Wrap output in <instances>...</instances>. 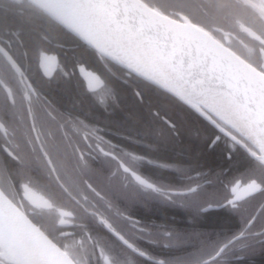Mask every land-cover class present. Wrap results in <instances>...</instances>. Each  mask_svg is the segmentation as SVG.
Returning <instances> with one entry per match:
<instances>
[{
    "label": "flooded vegetation",
    "instance_id": "af4514ba",
    "mask_svg": "<svg viewBox=\"0 0 264 264\" xmlns=\"http://www.w3.org/2000/svg\"><path fill=\"white\" fill-rule=\"evenodd\" d=\"M142 1L162 11L161 5L167 8L166 13L189 22H192L189 16L195 15L200 21L207 22L208 30L230 48L235 46L241 47L246 52L252 51L251 44L241 36L239 37L236 32H241L245 37H251L261 48H264V45L260 43L264 40L251 29L255 27L262 30L264 28L263 19L258 13L261 8L259 0ZM6 3L15 5L25 12H41L62 27L58 19L48 10L50 15L32 4L30 0H0V5ZM223 32H229L234 37L223 34ZM9 43H11V48H9ZM0 47H4L15 56L24 73L23 77L16 74L7 61L0 56V163L6 169V173L0 176V190L3 194L53 243L66 251L75 264H103L100 258L101 252L108 257L109 264H154L128 249L106 231L92 215L93 212L104 215L108 219V212H111L110 221L114 226L126 239L150 256L156 253L166 254L169 250L179 254L187 252L190 248L197 251L200 245V233H192L191 244L185 243L183 229L180 225L172 224L179 222L173 217L172 212L182 213L186 216V223H194L195 220H199L200 213H206L200 210L202 207L210 203L214 204L226 194L224 185L232 181L233 176H247L249 172L224 171L223 174L227 175L226 180L219 179L217 183V180L212 178L213 172L211 171L183 169L171 166L172 164L167 161L156 159L152 154L154 148L151 145L141 143L134 137L121 135L119 131L111 129L109 123L82 112L77 113L65 105L58 104L48 95V92L54 91L52 80L61 68H65L69 75H75L80 80L78 72L72 74L77 65L74 70L68 65H62L56 48H43L58 56L60 64L59 66L54 65L52 79L47 80L41 75L36 61L33 65L29 56H24L26 50L17 31L8 33L6 30H0ZM89 70L97 73L93 69ZM99 76L103 78L100 74ZM29 83L32 88L28 87ZM105 90L110 89L105 87ZM83 92L85 97L98 107L107 106L106 104L101 105L93 96L86 93L84 87ZM111 96L112 91L110 90L106 102L112 100ZM49 111H53L58 119L53 120L48 115ZM61 113L63 116L60 115ZM69 118L77 122L83 120L89 126L86 130L95 128L97 135L102 136L110 144L116 145V148L112 149L117 156L113 166L101 168L97 172L99 185L102 188L99 187V190L113 203L115 208L139 221V228L145 231L141 232L137 227H132L113 211H109L103 201L92 195L89 196V202H87L89 212L84 211L81 189H84L83 181L87 180V172L71 171V159L79 160L78 154H74L75 147L79 145L81 150L87 153V159L108 160L111 158H105L98 151L86 148L81 134L72 130L68 122ZM60 124L64 127L61 128ZM224 139L228 149L233 152L237 147L241 148L256 166V160L246 148L238 144L234 148L233 141L227 137ZM239 139L247 145V148L253 149L244 138L239 137ZM92 143L95 144L96 141L92 140ZM100 143L102 147L109 150V144L103 141ZM141 148L146 150L144 154L140 152ZM6 149L20 156L21 160H13ZM125 156L128 158L127 162L122 161ZM120 164L128 169L127 173L119 167ZM161 165H168V167ZM31 167L39 171H28ZM113 173H115L114 176ZM133 173L171 198L168 199L165 195L144 189L135 182ZM13 182H15V187H13ZM24 185H27V188ZM196 185L200 187L193 195H171L172 191H182ZM85 192H87L86 189ZM77 200L81 202L77 203ZM153 208L159 209L160 217L153 213ZM212 211H222L233 217L236 226L228 231H209L202 234L205 235L207 244L224 240L239 231L241 221L234 213L220 208L211 209L209 212ZM64 213L71 215H63ZM166 214L170 216L167 218ZM62 219L67 223L61 224ZM165 233L171 235H165ZM251 243L252 247L247 251L232 253L227 264H241L255 256L263 257L264 242L253 238ZM0 264L17 263L6 257L0 249Z\"/></svg>",
    "mask_w": 264,
    "mask_h": 264
},
{
    "label": "snow or ice",
    "instance_id": "6c2138e0",
    "mask_svg": "<svg viewBox=\"0 0 264 264\" xmlns=\"http://www.w3.org/2000/svg\"><path fill=\"white\" fill-rule=\"evenodd\" d=\"M30 2L37 7L48 9L51 0H30ZM63 6L68 10V14L64 17L58 18V22L62 27L70 31L80 44L89 48H98L99 44L95 37L94 31L91 26L83 20L77 13L82 9L97 7L98 5L94 0H60ZM260 6L264 7V0H259ZM119 28V24L117 25ZM142 29L150 30L152 35L148 37L153 49V57L150 61L143 64L142 67H136L135 64H129L130 75L139 76L145 83L152 84L153 86L160 87L161 90L173 95L176 99L180 100L186 106L190 107L198 117L207 121L215 129V135L210 139V144L216 143L222 136L227 137L233 141V147L240 145L246 148L249 154L256 160V166L250 170L247 178L237 177L224 185L226 194L217 200L214 204L210 203L202 207V212H209L211 209H227L240 218L241 227L239 231L235 232L230 237L224 240H217L208 243L198 251L192 253L191 259H183L176 264H227L229 256L234 252L243 253L252 247V239H259L264 242V127L259 126L261 113L264 112V96L260 101H253L257 103V112L255 116L238 115L233 112L221 110L204 104L201 107L200 101L193 97L198 96L201 90L208 88L213 81L222 82L228 89L233 91L237 89V77L235 74L241 70L237 68L227 53V50H222L217 46L214 41L205 38L197 30L193 23L179 24L174 20H170L166 15L153 11V13L142 22ZM11 48V43H9ZM0 56H2L12 70L19 76L23 77L24 73L21 70L15 56L4 47H0ZM27 57V51L24 52ZM35 61L39 68L41 75L51 80L52 76L49 75V69L53 64H59V58L53 52L47 51L43 48H37L35 51ZM166 66L169 71H161V66ZM259 71V69L257 70ZM79 73L80 80L83 82V87L86 93L93 96L101 105L106 104L107 96L110 90H105V81L99 76L98 73L92 72L85 65L79 64L76 66L72 74ZM68 76L69 73L65 72ZM32 88L31 83L28 85ZM264 87V85H262ZM239 90H243L240 86ZM35 95V91L33 90ZM228 93H225L227 95ZM135 95L140 101H143L142 92L137 89ZM244 109L247 113L251 114V109L247 108L245 104ZM48 115L57 120L58 117L53 111H49ZM63 116V114H60ZM154 116H159V112H154ZM235 117V118H234ZM68 122L71 124L72 130L81 134V138L88 149L98 151L99 154L105 158H111L113 161L117 160V156L112 149L116 145L110 144L109 141L104 140L102 136L97 135L95 128L89 129V126L83 121H73L69 118ZM165 122L169 127L175 128V124L165 118ZM225 125H228L226 127ZM63 128L64 125L60 124ZM233 129L239 132L241 136L251 140V142L258 149L254 151L247 148V145L239 139L230 130ZM92 139H89V138ZM39 139V137H37ZM92 140L96 143L93 144ZM101 141L109 144V150L101 146ZM6 151H8L6 149ZM74 154H78L79 169L82 172H91L90 165L86 158L87 153L77 145L74 149ZM8 155L13 159L20 161L21 157L8 151ZM22 162V161H21ZM51 160L49 159V164ZM168 167V165H161ZM124 172H128L122 164L119 165ZM53 171H55L53 169ZM6 173V169L0 163V176ZM113 176L115 173L112 174ZM135 182L146 190H152L165 198L171 197L163 193L159 188L153 184L148 183L135 173L132 174ZM9 179H11L9 177ZM84 189H81L83 197L85 212H89L87 202H89V195L104 202L109 211H113L115 215L127 221L132 227H137L139 231L143 232L145 229L139 228V221L133 217L121 212L115 208L113 203L97 189L91 182L84 180ZM15 187V182H13ZM27 188V185H24ZM200 185L190 187L182 191H172L171 195L188 196L193 195L198 191ZM85 189L87 192H85ZM0 196H3L0 190ZM81 201L77 200V203ZM7 203V200H4ZM20 218L23 219L22 214ZM63 215H71L64 213ZM97 222L109 233H111L117 240L131 251L135 252L140 257L154 261V264H165L163 260H155L146 251L136 247L114 226V224L104 215L93 212ZM61 224L67 223L65 220L60 221ZM165 235H171L165 233ZM155 242V241H151ZM168 246L167 244L165 245ZM52 255L58 256V264H72L69 254L66 251L58 250L55 246H50ZM100 258L103 264H109L107 256L101 252Z\"/></svg>",
    "mask_w": 264,
    "mask_h": 264
},
{
    "label": "trees",
    "instance_id": "16d2710c",
    "mask_svg": "<svg viewBox=\"0 0 264 264\" xmlns=\"http://www.w3.org/2000/svg\"><path fill=\"white\" fill-rule=\"evenodd\" d=\"M160 7L162 12L166 13L167 8L161 5ZM189 18L196 25L209 31L207 22L200 21L195 15H190ZM251 29L264 40V28L262 30L255 27ZM0 30H6L8 33L18 32L33 65L37 47H54L58 51L62 65H68L74 70L76 65L83 64L99 73L106 81L105 87L112 91V100L106 102L105 108L98 107L93 101L86 98L82 82L75 75L66 76L65 68L57 71L56 77L52 80L54 91L48 92V95L58 104L65 105L77 113L82 112L109 123L111 129L119 131L121 135L134 137L141 143L151 145L154 148L152 154L156 159L167 161L172 164L171 166L183 169L211 171L213 172L212 178L217 180V183L219 179L226 180L227 175L223 174L224 171L248 173L254 168L255 165L251 158L241 148L237 147L233 152L227 148L223 136L216 143L210 144V139L218 134L215 133L212 125L198 117L190 107L181 103L168 92L161 90L160 87L147 84L136 75H130L129 71L102 57L93 48L83 46L70 31L58 26L41 12H25L8 3L0 5ZM236 34L251 44L252 51L246 52L241 47L235 46H231V49L264 73V48H261L257 41L251 37H245L241 32H236ZM137 89L143 94L142 102L135 95ZM154 112H159L160 115L154 116ZM165 118L175 124V128L169 127ZM230 130L238 138L241 137L232 129ZM139 150L143 154L146 152L142 148ZM252 150L256 151L254 148ZM87 160L91 172L86 173V178L99 189L98 170L112 167L115 161L90 158ZM127 160L128 158L125 156L122 161L127 162ZM78 165L79 160L72 158L71 171H82ZM28 171L39 170L31 167ZM157 172L159 175V171ZM237 177L245 178L247 176L236 175L232 178ZM88 194L91 196V193ZM153 210L157 217L161 216L158 208H153ZM172 214L179 220L172 224L180 225L183 229L185 243L191 244L192 233H200L198 250L207 245L205 235L202 234L209 231H228L236 226L235 219L222 211L200 213L199 220H195L192 224L186 223V216L182 213L172 212ZM108 215L110 220L111 212H108ZM166 216L168 218L170 214H166ZM189 250L182 254L169 250L166 254L156 253L151 256L163 260L167 264H176L180 260L192 258L191 254L196 251H193L192 248ZM241 264H264V256L252 257Z\"/></svg>",
    "mask_w": 264,
    "mask_h": 264
},
{
    "label": "water",
    "instance_id": "95a60500",
    "mask_svg": "<svg viewBox=\"0 0 264 264\" xmlns=\"http://www.w3.org/2000/svg\"><path fill=\"white\" fill-rule=\"evenodd\" d=\"M94 2L98 5L97 7L84 9L89 18L94 20L106 33L113 34L122 45L133 47L149 58L153 57L152 45L148 39L152 33L150 30L142 29L141 25L153 11L161 14L164 13L156 8L148 6L142 0H94ZM41 9L50 15L47 10ZM164 15L179 24L191 23L167 14ZM118 24L119 28L117 27ZM194 26L197 27L201 35H205L206 39L214 41L222 50L226 49L227 53L231 56L233 64L241 70L239 73L235 74L237 77L236 82L238 90L233 91L228 89L222 82L218 83L216 81H213L206 89H209L219 96L233 113L244 116H255L257 112V103L253 101L255 100L258 102L261 97L264 96V87H262V85H264V73L260 70L257 71L258 69L256 67L235 53L227 45L220 42L211 32L204 30L196 24H194ZM223 34L232 35L234 37V35L229 32H223ZM260 43L264 45V42L261 41ZM93 49L102 57L113 61L130 72V69L112 60L107 55L101 53L97 48ZM54 65L55 64L49 69V75L52 74ZM161 68L165 72L169 71L166 66L162 65ZM240 86H243V90H239ZM225 93L228 94L225 95ZM245 104L248 109H251V114L245 111L243 107ZM259 126L264 127V112L261 113ZM236 133L240 135V133ZM243 138L258 152V149L251 141L245 137ZM5 199L7 203H4ZM0 201L4 203L8 211V215L0 211V249L2 245L7 246L32 264H58L59 257L51 254L50 246H55L61 251L63 250L53 243L4 194L0 196ZM18 214H22L23 219H21ZM71 261L72 264H75L72 259Z\"/></svg>",
    "mask_w": 264,
    "mask_h": 264
},
{
    "label": "bare ground",
    "instance_id": "6f19581e",
    "mask_svg": "<svg viewBox=\"0 0 264 264\" xmlns=\"http://www.w3.org/2000/svg\"><path fill=\"white\" fill-rule=\"evenodd\" d=\"M56 19L64 17L68 14V10L63 6L60 0H51L47 9ZM260 14L264 19V10L259 8ZM83 20H85L93 29L99 47L97 48L101 53L107 55L112 60L124 65L129 69V64H135L136 67H142L144 63L151 60V57H147L139 50L133 47H126L119 43L113 34H108L103 28H101L94 20L89 18L84 9L77 13ZM161 71H164L162 68ZM194 99L202 102L201 107L204 104H208L212 107H216L221 110L232 112L227 104L216 94L209 89H204L199 92L198 96ZM235 118V117H234ZM228 126V125H227ZM239 133V132H238ZM246 138V137H245ZM249 140V139H248ZM251 141V140H249ZM0 211L5 215H8L7 208L4 203L0 201ZM1 251L9 259L13 260L17 264H32L27 259L19 256L13 249L2 245Z\"/></svg>",
    "mask_w": 264,
    "mask_h": 264
},
{
    "label": "rangeland",
    "instance_id": "374dc122",
    "mask_svg": "<svg viewBox=\"0 0 264 264\" xmlns=\"http://www.w3.org/2000/svg\"><path fill=\"white\" fill-rule=\"evenodd\" d=\"M261 9H263V10H264V7H261Z\"/></svg>",
    "mask_w": 264,
    "mask_h": 264
}]
</instances>
